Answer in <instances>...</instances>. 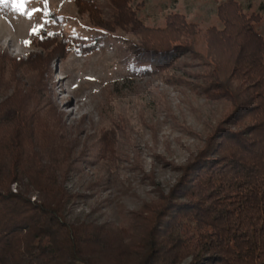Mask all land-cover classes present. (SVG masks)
I'll return each mask as SVG.
<instances>
[{
  "label": "trees",
  "instance_id": "obj_1",
  "mask_svg": "<svg viewBox=\"0 0 264 264\" xmlns=\"http://www.w3.org/2000/svg\"><path fill=\"white\" fill-rule=\"evenodd\" d=\"M131 1L108 0L113 9L108 22L92 0L74 2L103 30L129 27L139 39L134 44L139 64L165 67L189 55L202 68L199 89L205 97L225 102V115L197 155L179 168L169 193L143 207L140 224L115 229L66 220L72 196L60 178L72 159L70 146L61 142L59 114L14 94L0 104V264H180L188 258V264H264L260 14L248 15L241 4L227 0L216 8L218 26L202 31L171 13L162 27H151L137 17ZM33 42L53 51L29 53L24 62L13 63L36 61L46 67L58 55L88 54L96 47L41 30ZM13 184L19 187L15 193Z\"/></svg>",
  "mask_w": 264,
  "mask_h": 264
},
{
  "label": "rangeland",
  "instance_id": "obj_2",
  "mask_svg": "<svg viewBox=\"0 0 264 264\" xmlns=\"http://www.w3.org/2000/svg\"><path fill=\"white\" fill-rule=\"evenodd\" d=\"M74 1L29 0L21 11L10 0L0 3V104L20 94L59 114L61 142L70 146L72 159L60 178L72 196L65 211L69 223L136 228L143 207L169 193L179 168L197 155L227 104L203 95L197 78L202 68L189 55L165 67L139 64V39L129 27L103 30ZM92 1L102 20L110 21L108 0ZM226 1L132 0L130 6L144 25L162 27L168 14L178 13L203 31L218 26L216 8ZM234 1L246 14H260L256 27L264 37V0ZM33 29L96 47L58 55L46 67L13 63L53 51L35 45ZM18 189L11 186L14 193Z\"/></svg>",
  "mask_w": 264,
  "mask_h": 264
},
{
  "label": "snow or ice",
  "instance_id": "obj_3",
  "mask_svg": "<svg viewBox=\"0 0 264 264\" xmlns=\"http://www.w3.org/2000/svg\"><path fill=\"white\" fill-rule=\"evenodd\" d=\"M9 2V0H0V3H4L7 4ZM10 2L13 4L14 7H16L17 11H21L23 8V5L28 3L29 0H10ZM38 29H33V34H37ZM25 43L27 44L28 42L25 41Z\"/></svg>",
  "mask_w": 264,
  "mask_h": 264
}]
</instances>
